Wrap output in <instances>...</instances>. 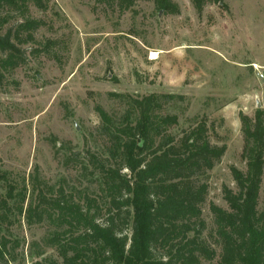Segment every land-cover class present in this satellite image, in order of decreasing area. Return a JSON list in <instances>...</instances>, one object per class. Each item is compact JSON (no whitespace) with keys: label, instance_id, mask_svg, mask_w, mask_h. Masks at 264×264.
<instances>
[{"label":"rangeland","instance_id":"1","mask_svg":"<svg viewBox=\"0 0 264 264\" xmlns=\"http://www.w3.org/2000/svg\"><path fill=\"white\" fill-rule=\"evenodd\" d=\"M174 1L178 15L146 1L122 15L96 0H53L46 12L32 6V17L46 25L35 43L23 47L26 64L2 71L0 81V198L11 187L15 193L27 191L26 210L40 184L63 186L69 193L95 190L91 176L80 165H64V159L75 156L87 164L92 154H108L110 139L96 108L118 123L128 105L113 94L182 96L164 110L178 117L171 134L179 138L205 119L211 143L227 148L207 173L202 208L203 237L216 250V262L221 248L210 237L215 229L210 206L229 209L223 190L237 191L231 168H247L240 114L254 117L264 110V78L259 77L264 75V0H224L202 14L192 0ZM48 41L56 43L49 53L33 54ZM10 206L15 213L0 224V237L11 241L7 264H63L44 244L56 227L49 220L30 225L13 202ZM259 208L264 209V177Z\"/></svg>","mask_w":264,"mask_h":264},{"label":"trees","instance_id":"2","mask_svg":"<svg viewBox=\"0 0 264 264\" xmlns=\"http://www.w3.org/2000/svg\"><path fill=\"white\" fill-rule=\"evenodd\" d=\"M122 15L140 1L152 2L158 11L178 15L174 0H96ZM53 0H0V81L2 71L26 64L25 45L36 42V33L46 23L32 17V6L49 10ZM224 0H192L198 14L208 5ZM13 23L5 33L3 29ZM47 42L34 55L51 51ZM113 97L127 103V111L116 123L103 108H96L111 146L106 157L90 155L87 164L77 157H65L64 165H80L90 183L89 192L69 193L40 184L36 199L25 210L27 191L10 188L0 198V224L10 222L13 202L28 224L49 220L56 230L45 238L63 264H264V209L260 197L264 177V110L254 117L240 114L244 137L246 171L231 168L237 191L227 187L225 210L212 204L215 229L210 234L221 248L217 252L203 237L207 229L203 205L208 196L207 173L226 153V146L213 145L205 119L177 138L169 131L178 117L164 114L167 106L183 97L151 94L132 98ZM38 181V180H37ZM11 241L0 237V264L8 263ZM38 255H44L39 252ZM46 260L34 264H45ZM52 264H57L53 261Z\"/></svg>","mask_w":264,"mask_h":264},{"label":"bare ground","instance_id":"3","mask_svg":"<svg viewBox=\"0 0 264 264\" xmlns=\"http://www.w3.org/2000/svg\"><path fill=\"white\" fill-rule=\"evenodd\" d=\"M151 55H152V59H155V60L157 59V53H152Z\"/></svg>","mask_w":264,"mask_h":264},{"label":"built area","instance_id":"4","mask_svg":"<svg viewBox=\"0 0 264 264\" xmlns=\"http://www.w3.org/2000/svg\"><path fill=\"white\" fill-rule=\"evenodd\" d=\"M259 77H260L261 79H263V78H264V75H263L262 73H259Z\"/></svg>","mask_w":264,"mask_h":264}]
</instances>
